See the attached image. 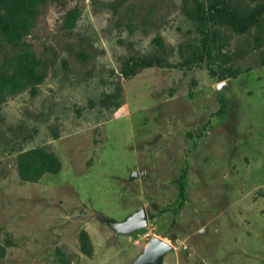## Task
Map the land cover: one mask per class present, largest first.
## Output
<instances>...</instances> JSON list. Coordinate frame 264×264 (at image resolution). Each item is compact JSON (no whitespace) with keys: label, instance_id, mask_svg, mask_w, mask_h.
<instances>
[{"label":"rangeland","instance_id":"374dc122","mask_svg":"<svg viewBox=\"0 0 264 264\" xmlns=\"http://www.w3.org/2000/svg\"><path fill=\"white\" fill-rule=\"evenodd\" d=\"M212 4L262 14L240 33ZM14 45L0 68L43 78L0 100V264H132L151 236L160 264H264V0H43Z\"/></svg>","mask_w":264,"mask_h":264},{"label":"trees","instance_id":"16d2710c","mask_svg":"<svg viewBox=\"0 0 264 264\" xmlns=\"http://www.w3.org/2000/svg\"><path fill=\"white\" fill-rule=\"evenodd\" d=\"M43 0H0V37L9 45H14L21 40L23 33L31 26L36 8ZM221 5V4H220ZM212 18L224 22L230 28L240 33L257 26L262 11L251 10L240 12L229 5L217 8L212 4L209 8ZM15 46V45H14ZM15 53L6 60L0 68V100L12 96L41 82L43 73L39 71V62L31 55L24 57ZM152 61L142 60L140 66H151ZM118 104V103H117ZM51 160H44L39 165L21 166L18 170L19 179L22 181L36 180L44 171H50ZM80 251L85 256L91 255V247L85 234L81 235Z\"/></svg>","mask_w":264,"mask_h":264},{"label":"water","instance_id":"95a60500","mask_svg":"<svg viewBox=\"0 0 264 264\" xmlns=\"http://www.w3.org/2000/svg\"><path fill=\"white\" fill-rule=\"evenodd\" d=\"M135 175V173H134ZM106 225L116 235H127L147 226V216L143 208L133 212L123 221H109ZM171 250V246L160 238L151 236L141 254L132 264H160L162 257Z\"/></svg>","mask_w":264,"mask_h":264}]
</instances>
